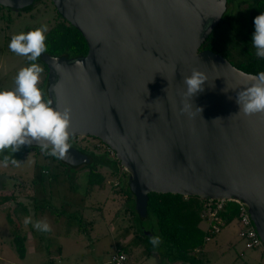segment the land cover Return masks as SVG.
<instances>
[{"label": "water", "instance_id": "obj_1", "mask_svg": "<svg viewBox=\"0 0 264 264\" xmlns=\"http://www.w3.org/2000/svg\"><path fill=\"white\" fill-rule=\"evenodd\" d=\"M32 2L0 6L23 10ZM51 3L87 44L86 55L73 60L40 56L52 107L70 111L68 143L93 137L107 146L128 174L140 216L150 193L237 201L264 245V113L245 115L236 103L255 75L200 49L226 0ZM193 71L204 83L190 97L183 80ZM60 160L89 162L70 145Z\"/></svg>", "mask_w": 264, "mask_h": 264}, {"label": "rangeland", "instance_id": "obj_2", "mask_svg": "<svg viewBox=\"0 0 264 264\" xmlns=\"http://www.w3.org/2000/svg\"><path fill=\"white\" fill-rule=\"evenodd\" d=\"M52 5L44 0L37 2L28 12L17 15H13V12H4L5 15L0 13V88L12 90L15 87L17 72L33 63L41 70L37 87L42 83L44 74L40 62L17 55L9 49L8 44L14 35L21 32L40 27H46L48 30L57 20V11ZM247 10L246 6L241 7L240 16L236 19L246 33L233 32L226 21H222L213 33L215 39L230 51L233 60L244 58L241 40L248 38L251 42L253 29L247 22ZM247 34L251 36L247 37ZM99 142L93 137L82 140L76 137L69 141V145H77L101 154L106 148L103 143L97 146ZM107 156L109 159L114 158L111 152ZM44 160L41 153L37 156L33 150H29L16 164H4L0 160V175L11 177H0V195L14 193L18 201L30 206L31 212L34 204L41 205L45 209L35 218L38 222L47 223L50 228L49 235L39 233V236L44 237L39 239L40 243L28 234V255L20 259L10 246V227L4 211L0 210V264H113L112 255L118 248L122 249L130 242L133 230L138 227L134 220L136 218L133 219L125 213L128 207L127 199L119 192V187L127 181L128 174L121 166L115 174L111 169L100 166L97 169L105 175L104 187L88 193L85 187L86 167L80 165L76 169L65 166L63 168L54 160ZM42 168H47V172L41 174ZM33 181L35 183H32ZM31 195H34L35 203L29 199L28 196ZM6 205H0V209ZM79 215L86 222L80 230L76 219ZM32 219L33 217L31 221ZM131 224L133 228L129 235L122 237L124 229ZM152 225H155V221L150 217L142 221L140 228L150 231L153 229ZM19 227L29 231L20 223ZM238 228L235 222L227 224L207 242L205 253L210 264H264L263 247L245 248L244 242L237 235ZM48 244L50 252L47 254ZM125 255V264H180L178 261L171 263L155 256L148 257L140 248L131 249Z\"/></svg>", "mask_w": 264, "mask_h": 264}, {"label": "trees", "instance_id": "obj_3", "mask_svg": "<svg viewBox=\"0 0 264 264\" xmlns=\"http://www.w3.org/2000/svg\"><path fill=\"white\" fill-rule=\"evenodd\" d=\"M243 6H246L248 9L246 12L247 22L254 31L253 18L259 15L260 12H264V0H226V10L222 15L221 20L213 28L212 32L201 45L200 49H208L218 53L228 61L230 60L231 62H229L241 71L256 75L259 72H264V59L256 57L255 49L252 47L248 38H243L241 40L244 58L241 60H233L230 57V51L226 49L222 43L217 41L218 39L216 40L215 36H213L214 31L217 27H219L222 21H226L233 32L246 33L243 27L240 28L241 23L239 24V21H236L237 17L240 16V9ZM32 9V6L29 5L23 10L28 12ZM55 15L57 16V20L44 33L46 37V51L44 53L53 57H65L69 60L86 55L87 44L81 33L59 14L56 13ZM7 22L8 21H6V23ZM233 24H235V26ZM250 36L251 34H247V37ZM37 61L42 65L44 74L43 81L38 88L41 90L42 98L49 101L47 93L49 69L47 65L42 62L40 57ZM0 90L6 89L0 88ZM80 138L82 140L89 137ZM98 144L101 146L102 143L99 142ZM71 147H74L78 151L84 153L89 158V162L83 165L87 168L85 187L86 192L88 193L92 192L94 189L99 190L104 187L105 175L98 171V167H107L111 169L114 174L120 167L115 158H108L107 154H109V152L107 150V146H105L106 150L101 154H96L93 150H87L77 145L71 144ZM29 150H33L37 156L41 153L43 158H45V162L48 161L46 159H51L54 160V162H57L58 165L63 166V168H77L68 166L60 159L47 155L45 152L41 151L40 147L28 145L21 146L15 153H13L11 149L3 150V153H0V160L3 162L4 156H7L9 158V162H11L12 159L19 161L27 152H29ZM51 160H49V162ZM46 170L48 169L45 168L44 170L42 168L41 174L47 172ZM3 176L11 178L6 175H0L1 179ZM3 182L5 183V179ZM32 183L35 182L33 181ZM18 187L22 189V187ZM119 192L123 193L127 199L128 207L125 213L133 219L136 218L134 220L136 221V226L138 227L133 230V236L130 242L122 249L118 248V252L125 254L129 253L131 249L140 248L148 257L155 256L159 258V260H167L171 263L178 261L180 264H210L205 250L207 248V242H209L216 234L210 236V239L206 241V237L211 234L208 233L204 227H202V224L205 222V218L202 217V213L207 205L213 204L214 202H210L209 200L201 199L199 197H184L169 193H150L147 200L146 214L144 216H140L134 209V196L129 190L127 181L123 182V184L119 187ZM28 197L33 201V203L36 202L34 195ZM0 205H6L0 210L4 211L7 223L10 227V246L16 252L18 258L24 259L27 251L26 242L29 239V233L34 237L36 242L38 241V243H40L39 239L42 240L44 238L43 236H39V233L45 235L50 234L49 231L41 232L32 226V224L38 222L35 218L36 215L45 208L41 205L34 204L31 212L30 206L24 202L18 201L14 193H11L10 195H0ZM51 211L52 213H55L54 210ZM217 215L222 220L220 229L233 222L238 225V206L235 202H226ZM26 217H33L32 223L27 226L25 225L29 231H26L25 228V230H23L19 227V223L24 226L23 221ZM150 217L155 221V225H152L153 229L150 231L141 229L140 226L142 225V221ZM76 219L80 230L82 224H85L86 222L81 215L78 217L76 216ZM132 228L133 224L126 227L122 237L129 235ZM157 236L160 238V243L153 246L150 243V239ZM46 248L48 254L50 252L48 251V248H50L49 244L46 245ZM262 254L264 255V245Z\"/></svg>", "mask_w": 264, "mask_h": 264}, {"label": "clouds", "instance_id": "obj_4", "mask_svg": "<svg viewBox=\"0 0 264 264\" xmlns=\"http://www.w3.org/2000/svg\"><path fill=\"white\" fill-rule=\"evenodd\" d=\"M253 25L251 45L256 57L264 59V12L253 18ZM46 31V27H40L21 32L11 38L8 47L17 55L35 62L46 51ZM40 71L35 63L22 68L15 76V87L0 90V153L5 149L15 153L21 146L31 145L33 141L40 143L42 152L57 159L63 158L69 149L70 111H59L52 107L51 101L42 98L37 87ZM183 82L190 97L203 90L204 80L197 71L184 77ZM236 103L238 112L245 115L264 113V72L257 73L250 85L237 92ZM3 162L7 164L9 158L4 156ZM11 163L16 164L17 161L12 159ZM23 223L26 226L32 223L31 217H26ZM33 227L41 232L50 231L47 223L36 222ZM150 243L156 246L160 238L152 237Z\"/></svg>", "mask_w": 264, "mask_h": 264}, {"label": "built area", "instance_id": "obj_5", "mask_svg": "<svg viewBox=\"0 0 264 264\" xmlns=\"http://www.w3.org/2000/svg\"><path fill=\"white\" fill-rule=\"evenodd\" d=\"M99 146V144H97ZM108 152H111L107 149ZM210 202H214L213 204H209L206 206L205 210L202 213V217L205 218L204 228L210 233L206 237V241L210 239V236L217 234L220 230V226L222 224V220L217 215V213L224 207L225 203L229 200H209ZM235 202L238 206V237L244 242V246L247 249H258L263 247V243L259 236L257 235L250 216L247 212V208L240 202ZM126 260V255L124 253H120L116 251L112 257L111 262L113 264H124Z\"/></svg>", "mask_w": 264, "mask_h": 264}, {"label": "flooded vegetation", "instance_id": "obj_6", "mask_svg": "<svg viewBox=\"0 0 264 264\" xmlns=\"http://www.w3.org/2000/svg\"><path fill=\"white\" fill-rule=\"evenodd\" d=\"M41 1H44V0H33L32 4H31L32 8H34V6H35V4H37V2H41ZM47 1H49L50 4L52 5L51 0H47ZM0 11H3V12H0L1 15L5 14L4 12H6V13L7 12H9V13L13 12V15L14 14L17 15V14H21V13L25 12L24 10L10 9V8H6V7H3V6H0Z\"/></svg>", "mask_w": 264, "mask_h": 264}, {"label": "crops", "instance_id": "obj_7", "mask_svg": "<svg viewBox=\"0 0 264 264\" xmlns=\"http://www.w3.org/2000/svg\"><path fill=\"white\" fill-rule=\"evenodd\" d=\"M202 227H204V224H202ZM220 230H221V229H220ZM219 232H220V231H219ZM219 232H218V233H219ZM0 241H2V240H0ZM27 255H28V251H27V254H26V256H27Z\"/></svg>", "mask_w": 264, "mask_h": 264}]
</instances>
